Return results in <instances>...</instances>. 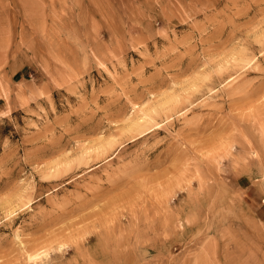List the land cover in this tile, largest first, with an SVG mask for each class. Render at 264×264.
<instances>
[{
    "label": "rangeland",
    "instance_id": "rangeland-1",
    "mask_svg": "<svg viewBox=\"0 0 264 264\" xmlns=\"http://www.w3.org/2000/svg\"><path fill=\"white\" fill-rule=\"evenodd\" d=\"M0 264H264V0H0Z\"/></svg>",
    "mask_w": 264,
    "mask_h": 264
},
{
    "label": "bare ground",
    "instance_id": "bare-ground-1",
    "mask_svg": "<svg viewBox=\"0 0 264 264\" xmlns=\"http://www.w3.org/2000/svg\"><path fill=\"white\" fill-rule=\"evenodd\" d=\"M177 107V106H176ZM144 116H145V118L144 117H139V118H137V119H141L142 121L144 120V119H146V117H149L150 119H152V117L151 116H147V114H144ZM149 120V119H148ZM148 120H146V122L148 121ZM142 121H137L138 123V125H141L143 122ZM149 122V121H148ZM156 124V123H155ZM157 125V124H156ZM150 127V126H149ZM42 254H46V252H43ZM40 254H35V255H33V254H31V253H27V260H32V259H34V258H36V257H38Z\"/></svg>",
    "mask_w": 264,
    "mask_h": 264
}]
</instances>
